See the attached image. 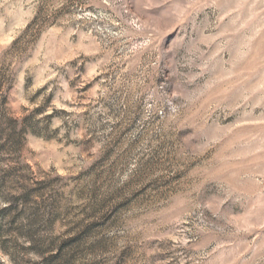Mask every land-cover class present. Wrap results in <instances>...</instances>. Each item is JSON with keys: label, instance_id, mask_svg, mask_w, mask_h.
Instances as JSON below:
<instances>
[{"label": "rangeland", "instance_id": "1", "mask_svg": "<svg viewBox=\"0 0 264 264\" xmlns=\"http://www.w3.org/2000/svg\"><path fill=\"white\" fill-rule=\"evenodd\" d=\"M0 264H264V0H0Z\"/></svg>", "mask_w": 264, "mask_h": 264}]
</instances>
